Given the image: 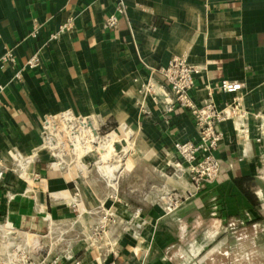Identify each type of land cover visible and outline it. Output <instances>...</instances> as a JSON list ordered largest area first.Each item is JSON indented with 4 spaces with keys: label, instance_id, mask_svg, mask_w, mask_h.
Here are the masks:
<instances>
[{
    "label": "crops",
    "instance_id": "crops-1",
    "mask_svg": "<svg viewBox=\"0 0 264 264\" xmlns=\"http://www.w3.org/2000/svg\"><path fill=\"white\" fill-rule=\"evenodd\" d=\"M112 14L114 30L104 26ZM8 51L14 65L0 64V223L31 237L62 228L59 254L73 258L56 264H221L225 223L257 215L262 202L264 0H0V57ZM35 52L41 64L30 69ZM180 56L195 69V105L223 108L236 96L241 109L218 125L219 177L198 192L173 168L174 143L197 141L194 120L176 106L164 112L173 98L159 69ZM222 81L243 89L222 93ZM66 113L83 118L80 141L112 130L100 161L115 143L120 168L107 159L90 169L52 166L40 151L43 123ZM238 178L252 179L256 208L233 185ZM171 195L179 205L168 211ZM107 211L118 221L111 250L89 238Z\"/></svg>",
    "mask_w": 264,
    "mask_h": 264
},
{
    "label": "built area",
    "instance_id": "built-area-1",
    "mask_svg": "<svg viewBox=\"0 0 264 264\" xmlns=\"http://www.w3.org/2000/svg\"><path fill=\"white\" fill-rule=\"evenodd\" d=\"M118 14H123L124 8L122 3L116 8ZM118 23L117 16L112 14L104 22V26L109 29L116 28ZM63 30V29H62ZM53 35L52 38H55ZM0 64H10L14 65V58L11 53L5 52L0 57ZM41 64L39 52H35L26 61V67L30 69L38 68ZM195 69L192 68L186 61L185 58L174 57L168 64L163 68L159 69V74L163 78L165 84L169 88L172 94V102L165 107L164 112L170 113L174 110V107H179L181 109L187 110L192 116L195 124V129L197 133V141H178L174 143V150L178 154V161L175 163L174 167L177 171H184L188 175V179L195 192L203 190L206 185L214 183L220 172V164L215 156V152L218 149L220 142L222 141V133L218 130V125L226 120H229L241 112L239 100L235 96L233 102L225 105L223 108H219L213 103L212 100L203 102L200 106L195 105L189 97V91L193 87V74ZM14 79L17 81L21 80V75L19 72L15 73ZM243 85L241 82L234 81H222L218 87L220 92L225 94H236L241 91ZM3 92V86H0V104L1 96ZM70 115L69 113L63 114L60 117H50L46 119L42 127V145L49 149V151H56L58 148L57 144L52 142L50 139L52 129L56 130L60 126V122ZM71 116V115H70ZM57 118V119H56ZM83 118H78V126L80 127V120ZM52 120H56L57 125L50 124ZM58 120V121H57ZM86 120V119H84ZM82 120V121H84ZM81 128V127H80ZM51 130V131H50ZM82 131V129H81ZM96 134V132H95ZM97 136V134H96ZM109 136V135H107ZM106 136V138H108ZM98 137V136H97ZM74 139V138H73ZM72 152H76V147L71 143ZM74 155V153H72ZM67 156L64 152L60 151L57 155H52L53 159L56 160V164L53 167H64L67 168L68 164L63 161V157ZM36 157L35 154H31L28 157L19 159L17 164L21 162L24 164H30L34 161ZM62 157V158H61ZM59 159V160H58ZM62 164V165H61ZM81 169V168H80ZM3 178V171L0 170V183ZM169 206L166 210H173L179 205V198L176 195L169 196ZM100 221L93 229V234L90 235L91 244L90 246L105 245L108 250L112 249L111 237L113 234H108L116 224L117 217L110 212H105ZM46 221L53 225L50 217L46 218ZM7 222H1L0 225H6ZM8 224V223H7ZM10 230L16 231L10 224ZM57 228V227H53ZM9 230V229H8ZM18 232V231H16ZM25 235V234H24ZM61 236V235H60ZM38 237V236H34ZM44 239L46 236H39ZM37 243V242H33ZM67 254H59L53 256L49 259L51 255L50 251L43 256L33 257V256H22L20 260H16L12 264H56L62 258L72 259V255L67 257ZM75 264H79L78 261H74Z\"/></svg>",
    "mask_w": 264,
    "mask_h": 264
},
{
    "label": "rangeland",
    "instance_id": "rangeland-1",
    "mask_svg": "<svg viewBox=\"0 0 264 264\" xmlns=\"http://www.w3.org/2000/svg\"><path fill=\"white\" fill-rule=\"evenodd\" d=\"M81 129L78 126V117L66 115L63 121L60 122L59 128L56 130L52 129L49 139L57 144L58 148L56 151H49L43 145L40 151L48 155L52 165L59 162H56L52 155H57L62 151L67 156L61 158L68 164V167H87V169H90L93 165L88 164V162H97V166H104V162L107 159V161L114 162V165L120 168L122 160L120 154H117V144L115 143H113V150L109 146L108 151L110 153L105 159L102 158V161H100V154L105 153L107 149L103 147L110 143L109 138H106V136L112 130L96 129L97 139L93 138V135H88L85 139L81 138L80 141L77 135L82 132ZM74 136L75 140L73 139ZM123 137L126 140V137ZM117 139L120 140V137L118 136ZM71 143L76 147V152H72ZM114 154L115 156L113 157ZM94 155L96 159H91L90 156ZM173 168L176 170L175 167ZM260 197L262 202L261 207L258 208L257 215L251 212L247 213V217L243 216L237 221L232 222L230 220L225 223V234L220 240L222 244L219 249L222 255L218 257L221 264H264V186ZM241 215L244 214L242 213ZM61 232H63L62 228L60 230L59 228L58 230L54 229L50 232L48 238L42 239L39 236L31 237L19 231L7 230L5 226L0 225V264L15 263L16 260H20L22 256L26 255L34 258L38 256L45 257L48 251H50L51 255L53 253L59 254L60 244H62L59 240ZM67 234H73V232L71 231ZM46 240H48V245L45 243ZM34 241L37 243H33Z\"/></svg>",
    "mask_w": 264,
    "mask_h": 264
},
{
    "label": "trees",
    "instance_id": "trees-1",
    "mask_svg": "<svg viewBox=\"0 0 264 264\" xmlns=\"http://www.w3.org/2000/svg\"><path fill=\"white\" fill-rule=\"evenodd\" d=\"M251 182L252 179L250 178H238L232 180L233 185L239 190L242 198L247 202V204L252 208H256L258 203L250 190Z\"/></svg>",
    "mask_w": 264,
    "mask_h": 264
},
{
    "label": "bare ground",
    "instance_id": "bare-ground-1",
    "mask_svg": "<svg viewBox=\"0 0 264 264\" xmlns=\"http://www.w3.org/2000/svg\"><path fill=\"white\" fill-rule=\"evenodd\" d=\"M4 226L6 227L7 230H8V229L10 230V226H6V225H4Z\"/></svg>",
    "mask_w": 264,
    "mask_h": 264
}]
</instances>
